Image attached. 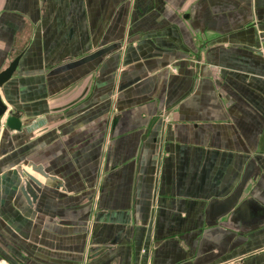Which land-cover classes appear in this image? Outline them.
<instances>
[{
  "label": "crops",
  "instance_id": "crops-1",
  "mask_svg": "<svg viewBox=\"0 0 264 264\" xmlns=\"http://www.w3.org/2000/svg\"><path fill=\"white\" fill-rule=\"evenodd\" d=\"M261 31L264 0H0V264H264Z\"/></svg>",
  "mask_w": 264,
  "mask_h": 264
},
{
  "label": "water",
  "instance_id": "water-1",
  "mask_svg": "<svg viewBox=\"0 0 264 264\" xmlns=\"http://www.w3.org/2000/svg\"><path fill=\"white\" fill-rule=\"evenodd\" d=\"M261 48L264 50V44L261 45ZM18 59L19 56L15 57L5 69L0 71V157L3 154L1 143L3 138L5 137L4 135L12 133L13 136H15L18 132L22 130L25 125L19 120V115L15 110L8 109V104L4 99L2 93L3 86L7 81L10 80L17 68ZM29 167L33 172L38 173L42 177L51 180L53 179L43 171L42 167H35L34 165H29ZM21 174L23 177L27 178V180L25 179L24 185H22L19 190L21 195L26 200L27 204L30 205L32 202L35 201L36 198L35 189L33 188L32 184L37 185V181L32 176L26 174L23 171L21 172Z\"/></svg>",
  "mask_w": 264,
  "mask_h": 264
},
{
  "label": "built area",
  "instance_id": "built-area-1",
  "mask_svg": "<svg viewBox=\"0 0 264 264\" xmlns=\"http://www.w3.org/2000/svg\"><path fill=\"white\" fill-rule=\"evenodd\" d=\"M259 41L262 44H264V31L259 32ZM262 52L264 54V50L262 49Z\"/></svg>",
  "mask_w": 264,
  "mask_h": 264
},
{
  "label": "rangeland",
  "instance_id": "rangeland-1",
  "mask_svg": "<svg viewBox=\"0 0 264 264\" xmlns=\"http://www.w3.org/2000/svg\"><path fill=\"white\" fill-rule=\"evenodd\" d=\"M30 165H33V164H30ZM35 166V165H34ZM35 167H37V166H35Z\"/></svg>",
  "mask_w": 264,
  "mask_h": 264
}]
</instances>
